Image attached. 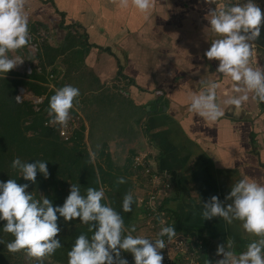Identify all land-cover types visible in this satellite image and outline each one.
I'll return each mask as SVG.
<instances>
[{"label":"crops","instance_id":"crops-1","mask_svg":"<svg viewBox=\"0 0 264 264\" xmlns=\"http://www.w3.org/2000/svg\"><path fill=\"white\" fill-rule=\"evenodd\" d=\"M209 7L204 0H153L145 14L131 0L127 8L120 0H24L29 34L45 39L32 63L44 67L40 83L52 75L46 92L77 87L72 113L80 116L82 133L102 117L107 127L99 140L130 142L129 159L145 153L170 174L176 197L169 204L179 226L202 230L215 254L227 240L239 253L256 237L239 221L204 219L202 204L213 195L223 201L242 176L264 183V103L249 93L239 115L230 106L215 122L188 110L192 92L202 90L204 67L213 72L218 65L204 57L215 39L205 18ZM214 79L223 100L232 81L219 74ZM113 119L127 127L112 132Z\"/></svg>","mask_w":264,"mask_h":264},{"label":"clouds","instance_id":"clouds-1","mask_svg":"<svg viewBox=\"0 0 264 264\" xmlns=\"http://www.w3.org/2000/svg\"><path fill=\"white\" fill-rule=\"evenodd\" d=\"M204 2L216 5L209 7L205 18L208 28L217 37L211 40L204 57L218 61V65L213 72L204 67L205 74L198 81L202 90L192 92L188 110L215 122L225 116V108L230 106H233L230 108L233 114L239 115L238 110L249 100V93L252 100L264 103V67H253L251 60L253 45L261 35L264 12L257 0H233L220 6L217 0ZM120 6L129 7V0H120ZM131 6L147 14L153 8V0H131ZM29 39L24 0H0V73L7 74L23 62L22 58L10 57L8 53L27 45ZM218 74L232 81L230 92L223 100L217 96L219 84L214 77ZM79 95L80 90L71 84L57 88L48 100V123L66 126L70 109ZM11 167L32 183L36 182L38 172L45 178L49 176L45 160L35 159L30 163L16 157ZM124 182V177L117 178V183ZM28 187V183L18 184L16 179L0 180V221H6L0 229L14 237L6 244L9 252L24 250L29 258H36L41 264L44 257L62 247L58 238L61 231L58 217L65 222L78 218L89 225L91 232V236L81 233L75 238L67 252V264H129L121 256L122 250L133 255L134 264H162L160 250L166 246L163 237L171 241L176 235L173 225L162 226L159 238L133 235L135 225L125 229L121 213L102 202L105 200L103 187H88L85 194H81L79 185L71 183L64 202L55 206L46 196L34 198L26 191ZM133 203V194L126 193L122 198V211L131 212ZM202 205L204 219L220 217L228 224L239 221L245 234L256 237L239 253L232 250L231 240H227L226 245L218 244L216 255L221 258L215 264H264V183L242 176L232 183L223 201L213 195ZM0 243L4 242L0 240Z\"/></svg>","mask_w":264,"mask_h":264},{"label":"trees","instance_id":"trees-1","mask_svg":"<svg viewBox=\"0 0 264 264\" xmlns=\"http://www.w3.org/2000/svg\"><path fill=\"white\" fill-rule=\"evenodd\" d=\"M43 66V65H42ZM44 69V67H43ZM44 71V70H43ZM43 76L36 73L31 75H21L13 70L0 73V180L16 179L18 184L28 183L26 191L31 192L33 197L39 199L38 192H43V196L48 197L53 205H61L69 194L66 192L67 182L78 184L81 194H85L88 187L101 188L105 191V200L111 207L121 213L124 219L125 229L138 220V216L143 213L142 204H137L134 197L131 212H123L121 203L123 196L130 192L132 184L127 173V164L123 166H113L110 155H106L108 169L94 166L90 161V156L84 147H81L83 137L82 129L75 130L68 140H63L58 132L49 127L46 123L50 117H45L48 113V100L54 92H46V88L39 85L43 82ZM23 86L34 95L45 94L43 103L39 110L33 109V104L28 101L17 103L15 95L17 87ZM102 152V151H100ZM101 154V153H100ZM19 157L22 161L33 162L35 159L45 160L49 171V176L45 178L41 173H37L36 182L26 181L18 169L11 167L14 158ZM135 157V156H134ZM127 159L128 164L133 163V159ZM139 168V167H138ZM141 168V167H140ZM161 170V169H160ZM118 177H124V183H117ZM173 190V184H172ZM174 193L175 190L173 191ZM176 195L162 200L157 207V211L163 212L169 217L167 225H173L176 232L189 234L198 237L203 242V253L201 264H207L218 257L212 249V245L204 232L200 229L185 228L179 226V217L168 207V202L175 199ZM138 205V206H137ZM6 221H0V227ZM61 231L58 238L62 247L56 249L51 256L43 259H50L54 263L67 264V252L70 250L75 238L85 233L91 236L89 225L81 223L79 219L65 222L62 217L57 221ZM126 234V233H125ZM14 239L11 233L0 229V264H28L30 259L24 250L9 252L6 244ZM121 256L126 258L129 264H134L133 255L130 252L121 251Z\"/></svg>","mask_w":264,"mask_h":264},{"label":"rangeland","instance_id":"rangeland-1","mask_svg":"<svg viewBox=\"0 0 264 264\" xmlns=\"http://www.w3.org/2000/svg\"><path fill=\"white\" fill-rule=\"evenodd\" d=\"M222 1L224 2V4L233 2V0H217V6H220ZM257 3L261 7L262 12H264V0H257ZM215 6L216 5H213V7H215ZM41 38H42V40H41ZM215 38H217L216 35H215ZM30 39H32V45L30 43H28L24 47L17 49V50H14V51H10L8 53V55L10 57H20L19 54H21V55L23 54V58L20 57L23 59V62L21 63L23 65V67H21V66L17 67L16 66L13 69H11V71L13 70L14 72L21 74L23 76H24V73H25V75H26V73H28L27 69H29V71H30L29 73L38 74V73H41V71L38 72V70L39 69L41 70V68H43V66L41 64H38V66H37L35 63H32V60L35 57V54L37 53L34 50L33 44L36 43V48H37L38 43L40 41L45 40V39H44V37H39L37 35L36 36L30 35ZM253 47L255 50H254L252 58H251L252 66L253 67L260 66L261 67L260 60H262V61L264 60V49H256V47L254 45H253ZM25 68H26V72H25ZM27 75H29V74H27ZM39 85H41V86L43 85L44 88L45 87H51L50 81L47 83H39ZM19 87L20 86H18L17 88H19ZM28 92L33 94L31 91H28ZM34 96H37V95H34ZM41 96L45 97V94H43ZM87 112H88V110L83 111L82 112L83 114L82 113L81 114L84 115ZM47 115H48V113L45 116L46 118L48 117ZM75 115H76V112L74 114V113H72V109H70L69 120H75L73 118ZM136 115L137 114H134L133 117H135ZM85 117H86V115H85ZM79 118H80V116H79ZM101 118L102 117L95 118L97 126L93 125V123H92V128L90 129L89 133H86V134L84 133L83 137H82V141H81V147H84V149L89 154L91 163L94 164V166H100L103 169L107 170L108 165H107V161H106V155H110L111 161L113 162V164H112L113 166L116 165V166L121 167V166H123V164H127L126 165V167H127L126 172L129 174L132 173L131 175H129V180L132 184V189L130 192L136 198L138 205L141 204V202H143L146 198H148L149 195H153V196H155V198H157V202H156L157 205H158V203L160 204L162 200L170 198L171 195L174 194L170 183H169L170 189L165 190L160 185V181H161L160 175L159 176L158 175L149 176L147 170H145L143 168L136 167L134 165V163H132L131 165L127 163L126 160L129 159V156H130V154H128V151H127V149H128L127 146H128V144H130V142H128V143H126L125 141H119V142H112V141L107 142L106 141L105 142L104 141L105 138H103V140H101V139L99 140L97 138L98 137L97 134L100 133L99 130L107 127L104 119L101 120ZM106 119H108V118H106ZM91 122H92V120H91ZM112 122H113V124L109 127L112 130V132H113L114 128L115 129L121 128V129H119V131H121L123 128L127 127V126L118 127L114 123L115 119H113ZM75 124H76L75 130L80 129V124L77 120H76ZM90 127H91V124H90ZM97 127H98V129H97ZM95 132H97V133L95 134ZM103 136L106 138L109 137V135L107 133H105ZM100 151H102V152H100ZM144 156H145V153L144 154H138L135 156V158H137V161L140 162V159L143 160ZM146 158H147V156H146ZM149 163L151 165H153V163L151 161H149ZM162 175H164V174H162ZM170 179H171V177H170ZM67 184L68 185L65 189L66 192L68 190H70V185H71L70 182H67ZM38 195H39V197L43 196V192L39 191ZM169 202L167 205H169V208H170V206H172V203L169 204ZM163 218L166 219V216H164ZM154 222L155 221H153V219L150 217L145 218L143 215H139L138 220L134 223L136 231L132 234L145 236V237H148L150 239H155L156 236L158 235L159 228H158V224H155ZM161 222H159V223H161ZM28 264H41V261L36 259V258H31L30 263H28ZM42 264H59V263H54L50 259H43Z\"/></svg>","mask_w":264,"mask_h":264},{"label":"built area","instance_id":"built-area-1","mask_svg":"<svg viewBox=\"0 0 264 264\" xmlns=\"http://www.w3.org/2000/svg\"><path fill=\"white\" fill-rule=\"evenodd\" d=\"M222 4H224L223 1L221 2L220 5ZM29 43L32 45V39H29ZM33 46H34V50L37 51L36 43H34ZM19 66L23 67L21 63L17 65V67ZM40 71L41 70L39 69L38 72ZM25 72H26V68H25ZM27 72L28 73H26V75L32 74L29 73L30 72L29 69H27ZM51 78L52 75H49L48 79L50 81ZM44 98H45L44 96H34L30 92H28V90H26L23 86L17 88V93L15 95V101L17 103H21L22 101L28 100L33 104V109L35 111L39 110V106L43 103ZM73 118L75 120H68L66 126H61L59 124H49L48 121L46 123L49 125V127L54 128L58 132L59 136L66 141L69 139L72 132H74V130L76 129L75 127L76 120L80 124V118L77 114ZM149 161H151L153 165H151ZM133 163L136 167L139 168L141 167L147 170L149 176L160 175V180H161L160 185L162 186L163 189L165 190L170 189V184L172 188V180L170 179L171 176H169L170 174L157 168L154 162L150 158L148 159V157L146 158V156H144L143 160L140 159L139 162L137 161V158L134 157ZM156 202H157V198H155V196L153 195H149L148 198H146L143 202H141L143 208V213L141 215H143L145 218L147 217L152 218L153 221H155L154 223L158 224V228L160 229L162 226H167L169 217L165 215L163 212L157 211V207L161 203L160 204L158 203L157 205ZM164 216H166V219L163 218ZM156 238H159L158 235L156 236ZM163 239H165L166 246L165 248L160 250V252L163 254L162 264H201L200 261L203 253V242L198 237L176 232V235L172 238L171 241H169L166 236L163 237ZM218 259H219L218 257L214 258L210 264H215V261Z\"/></svg>","mask_w":264,"mask_h":264},{"label":"water","instance_id":"water-1","mask_svg":"<svg viewBox=\"0 0 264 264\" xmlns=\"http://www.w3.org/2000/svg\"><path fill=\"white\" fill-rule=\"evenodd\" d=\"M255 47L258 49H264V21H262V26H261V35L254 44ZM261 67H264V60H260Z\"/></svg>","mask_w":264,"mask_h":264}]
</instances>
